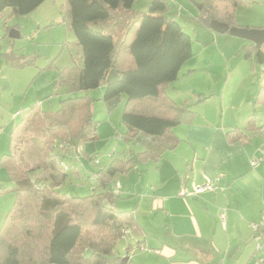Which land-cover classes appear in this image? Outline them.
Returning <instances> with one entry per match:
<instances>
[{
	"label": "trees",
	"instance_id": "16d2710c",
	"mask_svg": "<svg viewBox=\"0 0 264 264\" xmlns=\"http://www.w3.org/2000/svg\"><path fill=\"white\" fill-rule=\"evenodd\" d=\"M46 0H0L5 11L26 16ZM197 20L210 27L213 19L237 26L238 0H200ZM135 0H66L70 27L82 49L83 67L58 75L57 84L71 92L105 87L109 113L126 96L122 122L127 143L141 142L143 151L132 159L114 158L97 172L99 189L79 196L59 190L69 180L57 148L67 152L77 144L99 138V121L88 94L69 96L59 110L45 112L40 104L24 110L10 133L9 151L0 158L15 186V201L0 229V264H121L117 243L129 231L143 235L134 210L116 207L109 184L119 173L129 174L137 163L159 162L180 138L174 128L193 123L197 113L168 94L184 64L195 54L191 36L168 17L167 0H151L147 11L136 13ZM244 57L264 64V44L247 42ZM12 66L26 67L33 57L11 50L3 53ZM264 107V86L255 99ZM262 130L253 118L245 129L227 131L230 143ZM85 153V152H83ZM90 157V155H88ZM131 246L128 248V252Z\"/></svg>",
	"mask_w": 264,
	"mask_h": 264
},
{
	"label": "crops",
	"instance_id": "0c3cea01",
	"mask_svg": "<svg viewBox=\"0 0 264 264\" xmlns=\"http://www.w3.org/2000/svg\"><path fill=\"white\" fill-rule=\"evenodd\" d=\"M238 1L237 26L264 28V0ZM246 44L242 42L243 48ZM9 51L0 47V79H4L9 67H14L2 56ZM248 61L251 65L243 77L247 95L238 105L227 102L225 94L220 96L217 89L209 87L192 89V101L189 97L185 101L172 97L168 89L170 97L197 116L193 123L174 128L180 138L175 149L167 151L159 162H141L147 167V175L139 173L141 166L137 163L133 171L124 174L130 178L135 171L139 173L133 185L128 179L110 188L118 196L116 207L134 210L143 228L142 236L129 231L122 247H116V254L129 257L127 264H259L264 250L256 249L253 224L264 212V161L253 167L251 160L260 158L264 151V107L255 103L264 86V64ZM6 80L0 86V138L6 120L22 116L16 115L18 111L24 113L22 109L12 113L15 95ZM220 97L223 100L218 101ZM250 118L262 130L249 133L245 141L230 143L227 131L234 127L245 129ZM134 143L135 150L124 151V158L132 159L143 151L141 142ZM3 148L0 146V158L6 153ZM95 157L98 156L89 158ZM220 172L225 176L215 191L181 194L183 188L192 192L195 185L214 180ZM5 179L7 176L0 172V191Z\"/></svg>",
	"mask_w": 264,
	"mask_h": 264
},
{
	"label": "rangeland",
	"instance_id": "374dc122",
	"mask_svg": "<svg viewBox=\"0 0 264 264\" xmlns=\"http://www.w3.org/2000/svg\"><path fill=\"white\" fill-rule=\"evenodd\" d=\"M167 1L169 4L167 16L177 20L191 36L195 54L182 67L178 80L170 85L169 94L182 101L189 97L192 101L189 96L192 89L209 87L217 89L220 96L225 94L227 102L238 105L239 100L246 99L247 95V88L244 87L247 84L243 77L248 73L251 62L244 57L242 42L246 44L248 41L228 33L216 32L198 21L197 16L201 10L196 3H201L200 0ZM150 2L151 0H135L133 10L136 13H143L147 11ZM13 29H17L21 37H11L10 32ZM0 47L3 50H14L25 58L34 59L32 64L23 68L9 67L6 76L3 77L5 80L0 79V86L6 84L8 79L9 86L13 88L15 95L13 114L18 109L26 110L35 104H40L45 112H54L60 109L62 100L69 96L88 94L91 97L95 118L100 122L99 138L96 141L81 143L82 151L78 147L79 144L67 152L57 148L56 151L60 152L66 166L65 170L69 174V180L59 190L85 196L92 193L94 188L99 189L100 182L95 174L107 168L114 158H122L124 151L129 153L130 149L135 150V143L129 144L123 138L127 134V128L122 122L126 96L112 113H109L104 100V86L88 91L71 92L68 85L57 84L59 73L66 67L70 71H75L84 65L82 49L76 43V36L70 27L66 0H48L43 7L26 16L14 15L10 10L5 11L0 18ZM219 100L223 99L220 97ZM221 112L223 113V107ZM20 119L21 116L14 120L10 119L11 121L8 119L2 127L0 146H4L6 153L9 151V136L13 125ZM241 124L243 125V122ZM91 148L93 150H90ZM88 155H97L95 158L99 162L95 163L94 158L90 159ZM149 164L155 165L152 161ZM139 165L141 166L139 173L147 175V167L142 163ZM0 172L8 178L3 184L4 191H0L1 229L15 201L12 192L15 184L5 168L0 167ZM139 173L135 171L130 178L119 173L110 182L109 187L119 181L124 183L128 179L133 185L138 180ZM122 240L124 239L118 241L117 248H120Z\"/></svg>",
	"mask_w": 264,
	"mask_h": 264
},
{
	"label": "built area",
	"instance_id": "2783aa9c",
	"mask_svg": "<svg viewBox=\"0 0 264 264\" xmlns=\"http://www.w3.org/2000/svg\"><path fill=\"white\" fill-rule=\"evenodd\" d=\"M22 111H18L16 115H22ZM80 150L82 151V148L80 147ZM66 152V151H65ZM95 163L99 162L98 159L94 158L93 160ZM262 161H264V151L262 152V155L258 159L251 160V165L253 167H257ZM62 166L64 169L66 168L65 163L62 162ZM225 176V173L220 172L214 180H208L204 185H195L193 187L192 192H190L187 188H183L181 190L182 195H188V194H199L205 191H215L217 189V183L220 182ZM119 183L117 184V187L119 188ZM223 222L225 221V213L222 215ZM253 229L255 232L254 240L256 244L257 251H263L264 250V212L261 216V219L259 222L253 224ZM259 264H264V255L258 259Z\"/></svg>",
	"mask_w": 264,
	"mask_h": 264
},
{
	"label": "water",
	"instance_id": "95a60500",
	"mask_svg": "<svg viewBox=\"0 0 264 264\" xmlns=\"http://www.w3.org/2000/svg\"><path fill=\"white\" fill-rule=\"evenodd\" d=\"M198 8L202 9L201 3H196ZM210 28L219 33H228L236 37H240L249 41H252L257 48H261L264 44V28H250L240 26H230L227 23L213 19L210 22ZM10 36L13 38L21 37L20 32L17 29H13L10 32ZM129 257H124L121 264H127Z\"/></svg>",
	"mask_w": 264,
	"mask_h": 264
}]
</instances>
